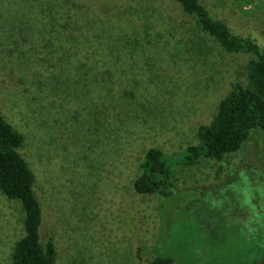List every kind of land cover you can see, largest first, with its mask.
I'll return each instance as SVG.
<instances>
[{"label": "rangeland", "instance_id": "rangeland-1", "mask_svg": "<svg viewBox=\"0 0 264 264\" xmlns=\"http://www.w3.org/2000/svg\"><path fill=\"white\" fill-rule=\"evenodd\" d=\"M200 2L264 48V0ZM65 8L89 40L66 37ZM249 60L175 0H0V113L24 135L55 264L264 261L263 132L224 162L175 166L169 196L134 187L149 147L198 142ZM24 235L22 202L0 190V264Z\"/></svg>", "mask_w": 264, "mask_h": 264}, {"label": "trees", "instance_id": "trees-1", "mask_svg": "<svg viewBox=\"0 0 264 264\" xmlns=\"http://www.w3.org/2000/svg\"><path fill=\"white\" fill-rule=\"evenodd\" d=\"M175 1L196 19L202 32L213 37L225 51L249 55V83L235 81L233 89L220 101L214 120L199 126L196 144L171 152L159 146H151L145 151L142 172L134 181L135 190L140 194L169 196L176 185L175 166L197 165L203 159L224 162L230 153L246 144L253 130L264 133V48L254 39L234 33L225 21L213 15L200 0ZM64 11L66 13L61 18L68 21V27L73 32L66 37L73 43H77L79 37L89 40V36L83 35L84 27L90 26L86 22L85 26L74 24L66 8ZM104 33H100L97 38H107V46L113 51L112 45H117L112 42L115 38ZM116 38L118 43L127 40L121 34L116 35ZM96 47L85 48L94 50ZM24 140V135L0 113V190L9 198L20 200L25 211V235L15 243L11 264H55L53 239H42L43 209L34 187L35 174L20 151ZM174 261L172 257L160 255L139 264H175ZM259 264H264V261Z\"/></svg>", "mask_w": 264, "mask_h": 264}]
</instances>
